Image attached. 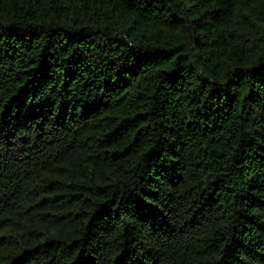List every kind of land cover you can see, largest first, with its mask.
I'll use <instances>...</instances> for the list:
<instances>
[{"label": "trees", "instance_id": "obj_1", "mask_svg": "<svg viewBox=\"0 0 264 264\" xmlns=\"http://www.w3.org/2000/svg\"><path fill=\"white\" fill-rule=\"evenodd\" d=\"M0 264H264V0H0Z\"/></svg>", "mask_w": 264, "mask_h": 264}]
</instances>
